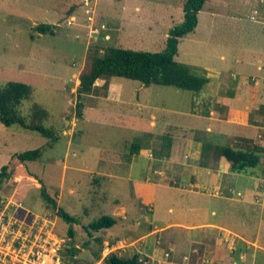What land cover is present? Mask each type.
I'll list each match as a JSON object with an SVG mask.
<instances>
[{
    "label": "rangeland",
    "instance_id": "obj_1",
    "mask_svg": "<svg viewBox=\"0 0 264 264\" xmlns=\"http://www.w3.org/2000/svg\"><path fill=\"white\" fill-rule=\"evenodd\" d=\"M185 1L0 0V86L8 81L30 84L34 89L33 101L26 100L24 110L27 112L32 102L42 104L50 114L45 125L60 135V139L50 147L49 139L37 132L0 123V170L3 165H8L9 172L12 171L0 187V195L21 202L34 215L49 220L55 234L67 239L70 247H65L64 254L71 262L101 264L107 247L112 248L108 244L109 237L97 232L93 236L86 235L81 233L83 229L79 225H73L77 228L75 237H69L71 225L58 214V209L62 208L77 218L95 221L108 212L104 210L103 193L109 195L110 185L100 186L101 180L93 178L92 170L98 158L129 155L130 143L135 141L134 128L115 123L118 121L116 109L126 105L110 103V90L118 89L126 96L125 99L133 98L134 93L140 92L141 99L156 107L153 112L158 121H163L164 127H170L165 133L172 132L171 136L183 133L189 137L193 136V132L188 127L202 128L208 121L190 110L203 109L202 105L210 99L215 87L224 96L233 91L250 108L235 112L223 106L220 110L250 127L234 122H225L224 126L245 135L252 134L255 129L257 134L249 140L237 137L235 141L218 135V143L257 150L264 147V0L206 1L199 13L195 32L181 38L176 56L178 61L196 66L200 73L203 69L207 71L211 83L201 92L156 84L146 86L139 80L113 76L99 79L92 93L83 96L81 110L77 107L80 75L89 66L92 49L99 47L103 52L109 46H120L139 51H163L167 33L184 19ZM41 23H52L53 26L40 35L37 26ZM92 28L95 32H91ZM106 34L110 37L104 38ZM258 64H262V70L258 69ZM241 69L246 70L245 76L240 74ZM101 97L110 101L105 103ZM175 126H178V132L174 131ZM40 147L46 150L36 161L21 163L14 155ZM169 150L170 154H176L172 147L166 148L165 152ZM259 152L261 163L257 167L246 173L231 172L230 187L235 191L232 195L234 199L215 197L212 198L214 205L209 202V207L216 211L212 220L243 232L242 204L237 192L245 193L246 198L254 203L259 200L254 191L264 195V150L259 149ZM150 155L158 158L161 153L151 151ZM27 169L37 178L30 179ZM259 178L257 189L255 183ZM43 184L56 199L57 205L43 197ZM260 197L259 203L264 198ZM185 205H175L176 213L183 214ZM165 210L156 211L155 220L159 223L171 218L164 217V214L171 216ZM252 212L249 215L250 226L245 230L246 236L255 237L259 219L264 217V207L254 205ZM206 215L205 210L193 209V215L188 217L197 220ZM171 229L179 230L175 227ZM94 235L104 241L100 260H95L93 255L94 250L101 248ZM185 238L173 237L179 254L188 250L189 240ZM259 239L262 241L264 237ZM149 240L153 241V237ZM237 242L232 249L228 246L231 261L232 264H244ZM82 245L87 248L85 252ZM174 253L172 251L171 255L174 256ZM246 264H264V250L259 249L255 258L249 255Z\"/></svg>",
    "mask_w": 264,
    "mask_h": 264
},
{
    "label": "crops",
    "instance_id": "obj_2",
    "mask_svg": "<svg viewBox=\"0 0 264 264\" xmlns=\"http://www.w3.org/2000/svg\"><path fill=\"white\" fill-rule=\"evenodd\" d=\"M51 25L53 24L51 23ZM95 30L99 31L98 29ZM91 32H95L93 28ZM40 35L43 34L40 33ZM167 36L168 33L165 39ZM109 37L110 34H106L104 38ZM240 61L242 62L241 59ZM261 66L262 64H258L259 70H262ZM241 71L239 73L245 76L246 70L241 69ZM209 83H211V79ZM109 93L110 103L126 105L116 109L118 121L115 123L117 126L134 128L133 139L135 141L144 138L147 133L151 134L152 138L150 137L151 143L149 145H152V148L150 146L146 148L145 142L144 148L139 153L132 154L130 150L129 155L117 154L109 158H98V163L92 170L95 175L93 178H100V186L107 183L110 185L109 195L103 193L104 210L108 211L104 215L116 219V223L112 227L97 231L104 237H109L108 244L112 245V248L107 247V252L100 262L102 263L103 259L111 252H116L123 257H132L138 254L140 260L145 258L149 261L148 263L142 262L143 264H232L228 246L232 249L238 240L240 257L246 264L249 255L255 258L259 249L264 250V240L259 239V237H264V217L259 219L260 225L255 237L254 235L246 236L245 230L250 226L249 215L253 213L252 206L264 207V198L259 203L260 196L264 197V195L259 194L261 193L259 191H254L255 196L259 198L254 203L246 198L245 193L237 192L242 204L241 227L243 232L216 222L212 220L216 211L208 205L210 201L214 205L212 198L234 199L232 195L235 191L233 187H230L232 186L230 162L222 156L219 159L217 169L204 167L200 164L204 143L221 145L217 141L216 136L218 135L230 141H235L237 137L244 138V140L256 137L255 129L252 134L245 135L235 133L232 129L224 126L225 122H234L240 126L250 127L249 124L239 122L229 116L227 112L224 113L220 110L226 106L228 111H246L250 108L246 101L238 97L239 95H235L236 93L233 91H230L229 96H224L215 87L210 94V99L202 105L203 109L190 110L191 113H198L195 115L206 118L208 120L206 125L202 128L188 127L193 132L191 137L183 133H176L171 136L172 132H164L170 127H164L163 121H158L156 113L153 112L156 107L148 105L146 99H141L140 92L134 93L133 98L130 99H125L126 96L122 95L118 89H112ZM102 100L106 103L109 99L103 98ZM192 107L194 108V106ZM192 107L191 109H193ZM205 111L208 112L207 115L204 114ZM148 112H150L149 116ZM169 125L173 126V124ZM174 131L178 132V126H175ZM166 142L169 148L172 147V151L176 152L175 155L170 154L171 150L164 156H157L158 158L150 155L151 151H155L154 144H158V150H161ZM177 146H179L178 149H176ZM234 146L247 149L243 146ZM8 173H12V171L9 172L8 170ZM28 173L31 174L29 175L30 179L37 178L31 171ZM20 176L22 177V175ZM260 180L261 178L255 183L257 189ZM48 192L50 193L49 190ZM179 199L181 200L178 201ZM182 203L187 204L185 205L187 207L183 209V214L176 213L175 205L180 206ZM164 209H166L167 214L171 215L165 216L164 214V217L171 218L167 221L160 220L159 223L155 220L156 211H163ZM193 209L205 210L207 215L197 220L189 218L188 215H193ZM26 210L28 209H21V213L24 214ZM78 219L79 223L73 225H79L83 229L81 233L90 235L88 225L92 221H87L85 218ZM146 226L148 227L147 230ZM173 227L179 228V230L170 231ZM74 230L77 228L75 227ZM189 231L193 234H188ZM152 237L154 242L149 240ZM173 237H186L185 239L189 240L188 250L179 254L177 241L173 240ZM190 237L197 238L192 239ZM163 244H167L165 248L162 247ZM68 246L70 247V245ZM81 248L84 252L87 250L85 245H82ZM172 251L175 252L174 256L171 255ZM67 261L69 263L70 260L67 258Z\"/></svg>",
    "mask_w": 264,
    "mask_h": 264
},
{
    "label": "trees",
    "instance_id": "obj_3",
    "mask_svg": "<svg viewBox=\"0 0 264 264\" xmlns=\"http://www.w3.org/2000/svg\"><path fill=\"white\" fill-rule=\"evenodd\" d=\"M207 0H186L184 3V19L170 29L166 46L163 51H139L120 46H109L102 52L99 47L92 49L89 53V66L86 71L80 75V84L77 89V107L81 110L83 107V96L92 93L96 87V82L102 78L123 77L139 80L146 86L153 84L163 86H173L183 90H190L195 93L201 92L209 83L210 77L203 69L200 73L194 65L178 61L176 56L179 53V43L181 38L194 32L199 24V13L203 10ZM53 25L40 24L37 30L40 33H46ZM34 89L30 84L18 81H8L0 86V123L5 126L18 125L20 128L39 133L49 139L50 147L60 139V135L50 127L45 125L50 114L48 110L38 102H32L26 112L24 102L33 101ZM208 114V112H204ZM152 135L147 133L140 140L133 142L130 146L131 153H139L146 142V148L151 142ZM151 137V138H150ZM166 142L164 148L158 150V144H154L155 151H160L161 156L167 154L166 148H169ZM259 149H241L232 146H221L213 143H204L200 164L204 167L213 169L218 168L219 159L224 156L230 162V169L233 172L246 173L251 168L257 167L261 162ZM44 147L26 150L16 153L15 156L20 162L36 161L40 159L44 152ZM8 165H3L0 170V187L11 173L7 172ZM42 182V181H41ZM42 195L49 203L57 205L56 199L48 192L47 187L43 184ZM58 214L64 218L71 226L69 235L75 236L73 228L74 223H79L75 215H71L62 208L58 209ZM116 223V219L109 215H103L88 225V231L91 236L93 232L110 228ZM95 240L101 244V248L94 250L95 260L101 259L104 241L102 237H95ZM72 243V241H71ZM73 256V255H72ZM68 264H79L78 262L69 261ZM88 264H95L91 262ZM101 264H143L139 255L132 257H123L116 252H111L103 259Z\"/></svg>",
    "mask_w": 264,
    "mask_h": 264
},
{
    "label": "built area",
    "instance_id": "obj_4",
    "mask_svg": "<svg viewBox=\"0 0 264 264\" xmlns=\"http://www.w3.org/2000/svg\"><path fill=\"white\" fill-rule=\"evenodd\" d=\"M24 208L21 202L0 195V264H68L67 239L55 234L49 220L29 210L22 214Z\"/></svg>",
    "mask_w": 264,
    "mask_h": 264
},
{
    "label": "water",
    "instance_id": "obj_5",
    "mask_svg": "<svg viewBox=\"0 0 264 264\" xmlns=\"http://www.w3.org/2000/svg\"><path fill=\"white\" fill-rule=\"evenodd\" d=\"M52 30H50V32H51Z\"/></svg>",
    "mask_w": 264,
    "mask_h": 264
}]
</instances>
